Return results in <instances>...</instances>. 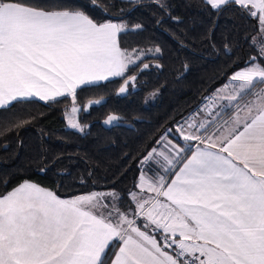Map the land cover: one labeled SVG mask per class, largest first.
I'll return each mask as SVG.
<instances>
[{
  "label": "snow or ice",
  "instance_id": "snow-or-ice-1",
  "mask_svg": "<svg viewBox=\"0 0 264 264\" xmlns=\"http://www.w3.org/2000/svg\"><path fill=\"white\" fill-rule=\"evenodd\" d=\"M121 3L113 20L115 0H0V136L35 118L17 105L59 97L71 98L67 126L87 135L90 125L75 118L78 90L119 78L117 94L127 95L143 73L163 68L158 41H121L166 20L182 23L171 0ZM139 7L154 9L152 18L131 19ZM199 7L212 23L194 39L229 58L226 82L140 153L130 188L61 198L23 180L0 196V264H264V0H200ZM227 12L244 31L217 45L216 21ZM169 34L187 47L186 33ZM241 42L249 49L243 62ZM120 119L110 114L103 124Z\"/></svg>",
  "mask_w": 264,
  "mask_h": 264
},
{
  "label": "trees",
  "instance_id": "trees-1",
  "mask_svg": "<svg viewBox=\"0 0 264 264\" xmlns=\"http://www.w3.org/2000/svg\"><path fill=\"white\" fill-rule=\"evenodd\" d=\"M186 3L191 6L186 7ZM199 3L200 0H171L173 13L182 23L166 20L162 27L151 28L143 37L122 39V45L127 47L142 43L150 36L165 50L163 68L151 67L143 73L129 94H116L119 78L101 82L100 87L78 90V106L82 109L78 120L90 125L87 135L66 126L64 114L72 106L70 97H60V103L56 104L35 100L17 105L16 111L35 118L0 136V196L23 180L35 182L61 198L113 187L130 188L140 153L174 119L191 111L211 89L223 84L226 74L232 71L233 65L223 52L217 54L208 41L194 39L212 23ZM121 7V0H115L113 20L117 19L116 13ZM153 11L150 7H139L128 15L131 19L150 20ZM93 14L102 15L101 9L94 8ZM241 24L243 22L231 12L220 16L214 33L217 45L225 35L239 38L237 32H243L244 28L235 26ZM169 30L186 33L187 47L181 48L170 38ZM248 52L241 42V48L236 51V56L241 58L239 62H243ZM154 90L158 92L156 99L144 103L145 96ZM95 99L104 101L84 111V106ZM110 114L118 115L122 124L104 127L101 122ZM53 160L56 163L49 165L46 173L37 170L41 163Z\"/></svg>",
  "mask_w": 264,
  "mask_h": 264
},
{
  "label": "water",
  "instance_id": "water-1",
  "mask_svg": "<svg viewBox=\"0 0 264 264\" xmlns=\"http://www.w3.org/2000/svg\"><path fill=\"white\" fill-rule=\"evenodd\" d=\"M117 92H118V90H117ZM117 92H116V94H117ZM120 96H122V95H120ZM96 100H99V101H101V102L104 101L103 99H95V100H91V101H89V102L84 106V109L88 110L89 107L94 106V105H97V104H95V103H92L93 101H96ZM86 110H85V111H86ZM103 120H104V119H103ZM103 120H102L101 123H102V125H103L104 127H106V128L111 127V126H106V125H104V124H103ZM119 124H122V122L120 121L119 123H117V124H113L112 126H114V125H119Z\"/></svg>",
  "mask_w": 264,
  "mask_h": 264
},
{
  "label": "rangeland",
  "instance_id": "rangeland-1",
  "mask_svg": "<svg viewBox=\"0 0 264 264\" xmlns=\"http://www.w3.org/2000/svg\"><path fill=\"white\" fill-rule=\"evenodd\" d=\"M226 82V80L224 81V83ZM222 85V84H221ZM118 93V92H117ZM118 95V94H117ZM120 96V95H119ZM146 99V98H145ZM200 103V102H199ZM198 103V104H199ZM84 111H85V109H84ZM72 116V113H71V107H70V109L67 111V112H65V114H64V120H65V122H66V126H67V119L69 118V117H71ZM76 119H78V114L76 115V117H75ZM68 127V126H67ZM69 128V127H68ZM104 190H107V189H103V190H100V191H104Z\"/></svg>",
  "mask_w": 264,
  "mask_h": 264
},
{
  "label": "flooded vegetation",
  "instance_id": "flooded-vegetation-1",
  "mask_svg": "<svg viewBox=\"0 0 264 264\" xmlns=\"http://www.w3.org/2000/svg\"><path fill=\"white\" fill-rule=\"evenodd\" d=\"M151 93H152V92H151ZM151 93H149V94H147V95L145 96L146 99H145V102H144V103H146V104H147V103H150V102L152 103L153 100L156 99V97H157L158 94L155 95V98H152V96L150 95ZM157 93H158V92H157ZM122 96H123V95H122Z\"/></svg>",
  "mask_w": 264,
  "mask_h": 264
},
{
  "label": "crops",
  "instance_id": "crops-1",
  "mask_svg": "<svg viewBox=\"0 0 264 264\" xmlns=\"http://www.w3.org/2000/svg\"><path fill=\"white\" fill-rule=\"evenodd\" d=\"M59 98H60V97H59ZM36 100H38V99H36ZM38 101H39V100H38ZM41 102H43V101H41ZM19 184H20V183H19ZM17 186H18V185H17ZM15 187H16V186H15ZM15 187H14V188H15ZM14 188H13V189H14ZM13 189H11V190H13ZM11 190H10V191H11ZM97 191H100V190H97ZM8 192H9V191H8ZM88 193H89V192H88ZM5 194H6V193H5ZM5 194H3V195H5ZM82 194H86V193H82ZM3 195H1V196H3ZM77 195H79V194H77ZM73 196H75V195H73ZM70 197H72V196H70ZM65 198H68V197H65Z\"/></svg>",
  "mask_w": 264,
  "mask_h": 264
}]
</instances>
